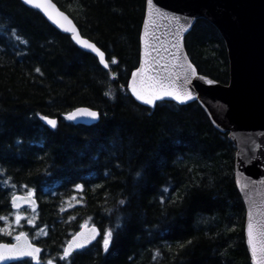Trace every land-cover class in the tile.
Masks as SVG:
<instances>
[{
	"label": "trees",
	"instance_id": "obj_1",
	"mask_svg": "<svg viewBox=\"0 0 264 264\" xmlns=\"http://www.w3.org/2000/svg\"><path fill=\"white\" fill-rule=\"evenodd\" d=\"M52 1L105 52L110 68L105 71L19 0H0V217L6 218L0 228L24 231L42 248V264H250L227 134L197 103L160 102L152 109L124 91L139 64L145 0ZM184 42L198 74L228 83L226 49L211 24L197 21ZM77 107L98 110L101 118L88 127L65 120ZM37 114L58 126L49 128ZM75 184L83 190L75 191ZM28 189L37 200L35 212L13 211L12 195ZM121 199L126 205H119ZM118 220L108 253L101 235L69 261L59 260L82 223L102 233ZM0 242L11 243L12 236L0 233Z\"/></svg>",
	"mask_w": 264,
	"mask_h": 264
},
{
	"label": "water",
	"instance_id": "obj_2",
	"mask_svg": "<svg viewBox=\"0 0 264 264\" xmlns=\"http://www.w3.org/2000/svg\"><path fill=\"white\" fill-rule=\"evenodd\" d=\"M19 1L26 8L41 15L43 19L60 34L69 36L71 39L70 33L63 32L60 28L49 21L38 9L30 8L29 6L24 5L22 0ZM51 2L59 11H61L52 0ZM158 6H160L163 11L169 13V15L179 16L182 22L185 17L191 22L190 27L183 35V52L190 63L191 61L186 53L184 40L197 21L204 20L211 24L223 40L228 60V83L223 85L213 80L214 83L209 85L202 80L195 79L193 81V86L194 95L197 99L185 104H177L175 101L170 100L164 102H172L179 106L197 103L208 117L212 126L219 132L227 134L229 142L235 149L234 183L245 210L244 231L247 225L249 204L246 202L245 195L248 189L242 190L241 185L249 183L250 181L264 180V0H158ZM63 13L67 15L65 12ZM69 19L72 20L70 17ZM72 22L76 26L73 20ZM157 24L159 25V28L156 32L157 39L154 43L160 51V57H166L168 52L165 51V49L171 51L169 42L172 38L168 35L169 21L158 18ZM142 32L143 23L140 35ZM72 42L79 50L90 54L98 61V57H95L94 54L80 48L74 43V41ZM145 43L147 44V40ZM139 48H141L140 36ZM153 54L155 55V53ZM160 57L157 58L159 59ZM161 62L163 63V61ZM100 66L103 68L102 65ZM139 66L140 65L138 64L137 67ZM104 70L107 71L108 69ZM203 77L210 79L206 76ZM130 78L131 73L129 79ZM129 94L131 96L130 92ZM132 98L135 100L134 97ZM136 102L144 107L152 109L157 103H160L158 101L155 106H146L139 101ZM69 122L88 127L94 125L98 121L80 119ZM237 181L240 183L238 184ZM257 191L260 195L256 194ZM16 195L18 197L26 196L18 193H16ZM252 195L253 198L259 202L261 196L264 195V184L258 183L255 186V191L252 192ZM32 199L35 202L36 208L37 200L34 196ZM17 203L19 206L13 208L10 198V205L13 211L32 208L27 201L18 200ZM86 226L91 227L93 225ZM78 231H80V229ZM100 236H98L97 240L93 241L88 247L95 244ZM29 240L32 242L30 238ZM244 242L250 259V264H252L251 254L247 248L245 231ZM36 246L41 249L39 256L40 260L42 248L38 245ZM84 249L77 250L73 254L81 252ZM25 260H30V258L24 257L15 260L0 261V264H15ZM32 263L35 264L33 261Z\"/></svg>",
	"mask_w": 264,
	"mask_h": 264
},
{
	"label": "snow or ice",
	"instance_id": "obj_3",
	"mask_svg": "<svg viewBox=\"0 0 264 264\" xmlns=\"http://www.w3.org/2000/svg\"><path fill=\"white\" fill-rule=\"evenodd\" d=\"M22 3L30 8L38 9L49 21L63 32L70 33L71 40L74 41L76 45L94 54L95 57H98L99 64L102 65L104 69L110 68L109 62L106 61L105 52L95 43L83 38L72 20L63 12L59 11L51 0H22ZM158 18L169 21L168 35H170L172 39L169 42L171 51L165 49V51L168 52L166 57H160V51L154 43L157 39L156 32L159 28L157 24ZM190 25L191 22L187 17H185L182 22L179 16L169 15V13L163 11L162 8L158 6V0H146L143 32L140 35V66L131 72V78L127 80V87L124 91L130 92L131 96L134 97L136 101L146 106H155L158 101L164 102L166 100L175 101L177 104H185L197 99L194 95L193 86V81L195 79L202 80L209 85L213 84V80L198 75L196 68L188 61L187 56L183 52V35ZM146 40L147 44L145 43ZM18 42L21 44L27 43L26 40L19 37ZM153 53H155V55ZM157 57L160 58L158 59ZM161 61H163V63ZM110 63L111 65H116L118 61L113 58ZM35 72L42 75L38 67L35 68ZM104 95L109 99L114 98L110 91H106ZM37 115L40 120L52 129L58 126L56 119L39 114ZM100 118L101 113L89 107H77L64 114V119L67 121H76L80 119L98 121ZM98 147L103 149V144ZM0 174H3V170H0ZM141 175V172L136 173L137 177ZM237 183L239 184L240 182L237 181ZM258 183L264 184V180L250 181L249 183L241 185L242 190L248 189L245 195L249 208L247 213V225L244 231L246 234L247 248L251 254L252 264H264V195L261 196L259 202H257L252 195ZM3 184L7 187L9 186V181L5 180ZM11 187L14 188L15 185H11ZM96 187L99 188L102 186L96 185ZM74 190L82 191L83 185L75 184ZM163 191L168 192L169 189L165 188ZM256 194L260 195L258 191ZM32 198V189H28L25 197H18L16 194H13L11 197L12 207L17 208L19 206L17 201L24 200L29 203L32 207V211L35 212V202ZM73 198L75 199V197ZM172 202L175 203L176 200L174 199ZM118 203L121 206L126 205V201L123 199L119 200ZM161 203H164L163 197ZM63 210L64 209H61V211ZM106 211H110V209ZM21 219V215L16 214L15 221L17 225H19ZM0 220L6 221V218L0 217ZM28 223L31 225L33 220L29 219ZM120 226L118 220L115 229L106 227L101 233L96 226L87 227L85 223H82L80 225V231L76 232L63 247V252L59 256V260L65 262L69 261L74 252L88 247L93 241H96L97 237L100 235H102V240L99 241L100 247L104 253H108L117 238V229H119ZM41 231L43 232L44 229H41ZM0 233L12 236L14 241L11 243L0 242V261L27 257L35 262V264H42L39 260L41 249L30 242L28 235L24 231H20L18 234L13 235L12 232H5V229L0 228ZM188 243H191V241H188ZM183 246L184 245H180V247ZM159 255L160 252L157 250L153 253V258L155 259ZM47 264H53V260H48Z\"/></svg>",
	"mask_w": 264,
	"mask_h": 264
}]
</instances>
